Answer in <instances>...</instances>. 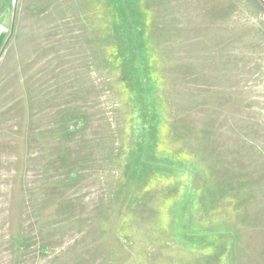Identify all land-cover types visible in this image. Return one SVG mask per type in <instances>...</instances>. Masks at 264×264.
<instances>
[{
    "label": "rangeland",
    "instance_id": "rangeland-1",
    "mask_svg": "<svg viewBox=\"0 0 264 264\" xmlns=\"http://www.w3.org/2000/svg\"><path fill=\"white\" fill-rule=\"evenodd\" d=\"M0 6V264H264V0Z\"/></svg>",
    "mask_w": 264,
    "mask_h": 264
},
{
    "label": "crops",
    "instance_id": "crops-1",
    "mask_svg": "<svg viewBox=\"0 0 264 264\" xmlns=\"http://www.w3.org/2000/svg\"><path fill=\"white\" fill-rule=\"evenodd\" d=\"M0 8H1V9H0V17H2V16H3V14H4V8H3V7H1V6H0Z\"/></svg>",
    "mask_w": 264,
    "mask_h": 264
}]
</instances>
